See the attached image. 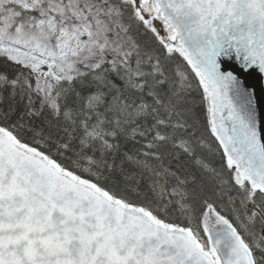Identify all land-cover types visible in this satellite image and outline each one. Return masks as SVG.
Returning <instances> with one entry per match:
<instances>
[{"label":"snow or ice","instance_id":"snow-or-ice-1","mask_svg":"<svg viewBox=\"0 0 264 264\" xmlns=\"http://www.w3.org/2000/svg\"><path fill=\"white\" fill-rule=\"evenodd\" d=\"M0 264H264V0H0Z\"/></svg>","mask_w":264,"mask_h":264}]
</instances>
